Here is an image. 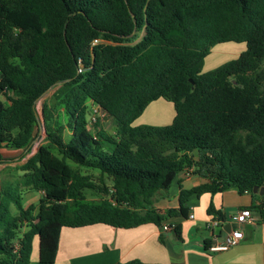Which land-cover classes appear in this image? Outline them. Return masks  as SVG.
Listing matches in <instances>:
<instances>
[{
  "label": "trees",
  "instance_id": "trees-1",
  "mask_svg": "<svg viewBox=\"0 0 264 264\" xmlns=\"http://www.w3.org/2000/svg\"><path fill=\"white\" fill-rule=\"evenodd\" d=\"M229 41L245 49L202 72ZM51 89L44 143L17 183L0 186V264H29L35 237L39 261L53 263L62 227L161 226L187 217L192 195L264 186V0H0V164L3 148L30 150L35 104ZM157 98L173 103L172 122L133 126ZM90 102L112 132L100 120L88 127ZM190 169L206 181L180 187L178 208L159 211V193ZM21 188L39 193L36 204L23 206ZM253 195L264 222V195ZM206 212L224 218L212 204Z\"/></svg>",
  "mask_w": 264,
  "mask_h": 264
},
{
  "label": "crops",
  "instance_id": "crops-1",
  "mask_svg": "<svg viewBox=\"0 0 264 264\" xmlns=\"http://www.w3.org/2000/svg\"><path fill=\"white\" fill-rule=\"evenodd\" d=\"M214 46L204 58L202 72L219 66L228 58H237L245 49V46L240 48L223 45L214 53ZM219 56L224 57L219 61ZM174 115L173 103L157 98L147 105L132 125H167L172 122ZM108 118L112 121V118ZM1 152L4 158L9 159H17L21 155V150L15 149L3 148ZM4 171L0 170V178ZM205 181L199 175L191 172L187 175L186 170L181 171L173 179L169 189L159 193L154 206L161 212L169 208L177 209L180 187L190 189ZM21 193L24 207L38 201V192L21 188ZM253 193L257 192H239L231 188L215 194L192 195L186 203L189 207L187 217H168L161 226L146 223L132 228H119L98 223L82 227H62L55 261H39V240L35 237L29 264H115L131 260L160 264H264V222L259 219L257 212L249 208L260 201ZM210 204L224 216L223 227L227 226V229L237 225L234 218L237 210L248 208L257 220L254 224H245L240 228L243 238L238 244L225 251L210 252L205 247V242L209 243L210 239V232L205 225L213 217L206 212ZM170 223L178 224V236L172 229H164ZM215 232L222 233L219 229Z\"/></svg>",
  "mask_w": 264,
  "mask_h": 264
},
{
  "label": "built area",
  "instance_id": "built-area-1",
  "mask_svg": "<svg viewBox=\"0 0 264 264\" xmlns=\"http://www.w3.org/2000/svg\"><path fill=\"white\" fill-rule=\"evenodd\" d=\"M97 40H93L92 43H96ZM80 63V62H79ZM77 72H81V65L79 64ZM106 116V113L100 108V106L94 102L89 103L88 114H87V124L89 128H92L98 120H102ZM191 172L186 170L188 175ZM264 175V174H263ZM193 215L191 214L190 217ZM237 224H254L256 222V217L253 215L252 211L248 208L237 210L234 216ZM224 221L215 217H211L205 227L210 232V239L207 246V250L210 252H221L229 249L230 247L238 244L243 238V231L240 228H233L229 231L223 230ZM172 225L167 224L164 229L171 230ZM219 229L222 233L215 232Z\"/></svg>",
  "mask_w": 264,
  "mask_h": 264
},
{
  "label": "rangeland",
  "instance_id": "rangeland-1",
  "mask_svg": "<svg viewBox=\"0 0 264 264\" xmlns=\"http://www.w3.org/2000/svg\"><path fill=\"white\" fill-rule=\"evenodd\" d=\"M223 45L235 46V47L238 46L240 48H243L245 46L244 43H235V42L220 43V44H216L214 46V53L219 46H223ZM223 57L224 56H222V57L219 56V58H218L219 61L221 59H223ZM229 59H231V58H228L224 61H227V60L229 61ZM219 65H221V64H219ZM52 92H53V89L47 91L43 96H41L37 100V102L35 104L37 115H38L39 122H40L41 126H40L38 136L33 141L32 145L30 147V150L24 156H20L17 159H13V158L9 159L8 158L9 160H6L0 164V170H5L3 172V175L0 178V186L4 183H12V184L17 183L19 181L20 175H21L20 170L18 171V166L21 165L32 154H34L40 144L44 143V140H43L44 128H43V120H42V104L50 98ZM99 124H100V126H104V128H106L108 131H110V132L113 131V123L107 116H104L103 119L99 121ZM91 129H93V128H91ZM81 170L84 173L93 174L95 176L97 174V171L94 169L81 168ZM108 183H109V181L106 180V184H108ZM86 194H87L88 198H98L100 196L97 192H95L94 190H90V189L86 190ZM12 211L14 213L16 212L13 206H12Z\"/></svg>",
  "mask_w": 264,
  "mask_h": 264
},
{
  "label": "water",
  "instance_id": "water-1",
  "mask_svg": "<svg viewBox=\"0 0 264 264\" xmlns=\"http://www.w3.org/2000/svg\"><path fill=\"white\" fill-rule=\"evenodd\" d=\"M37 112V111H36ZM253 192H257L258 194H260V195H264V186H261V187H254L253 188ZM242 227H244V224H237L236 226H234V227H228V229H227V226H224L223 227V230L224 231H229V230H231V229H233V228H242Z\"/></svg>",
  "mask_w": 264,
  "mask_h": 264
}]
</instances>
